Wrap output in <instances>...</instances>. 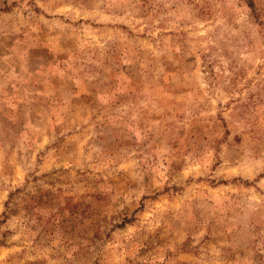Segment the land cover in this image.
<instances>
[{
	"label": "rangeland",
	"instance_id": "rangeland-1",
	"mask_svg": "<svg viewBox=\"0 0 264 264\" xmlns=\"http://www.w3.org/2000/svg\"><path fill=\"white\" fill-rule=\"evenodd\" d=\"M0 264H264V0H0Z\"/></svg>",
	"mask_w": 264,
	"mask_h": 264
}]
</instances>
